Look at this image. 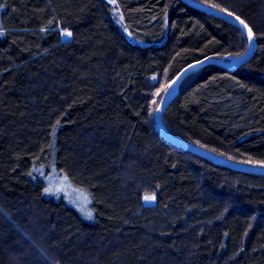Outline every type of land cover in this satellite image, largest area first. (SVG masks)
I'll use <instances>...</instances> for the list:
<instances>
[{
    "label": "trees",
    "instance_id": "1",
    "mask_svg": "<svg viewBox=\"0 0 264 264\" xmlns=\"http://www.w3.org/2000/svg\"><path fill=\"white\" fill-rule=\"evenodd\" d=\"M197 1L242 19L257 48L189 74L164 125L264 167V0ZM249 48L184 0H0V264H264V175L156 123L184 67ZM53 169L88 192L93 218L48 193Z\"/></svg>",
    "mask_w": 264,
    "mask_h": 264
},
{
    "label": "water",
    "instance_id": "2",
    "mask_svg": "<svg viewBox=\"0 0 264 264\" xmlns=\"http://www.w3.org/2000/svg\"><path fill=\"white\" fill-rule=\"evenodd\" d=\"M184 1H186L190 5L198 8L202 11H205L209 14L223 18V19L227 20L228 22H231V23L237 25L247 35V29H245L244 26L242 24H240V20H242V19L239 18V20H237L236 19L237 16L228 15V12L222 11V10L212 6V5L205 4V3H202V2L197 1V0H184ZM256 48H257V39L254 35V41L250 44L249 50L246 53H244L243 55L239 56L238 60L235 63H231L229 61H226L225 59H218V58L209 57V58H205L202 60L194 61V62L190 63L189 65H187L186 67H184L177 74V76H175V78L171 81V83L169 84L167 91L164 94L163 100L158 107L159 110L156 111V123H157L158 129L160 130L162 135L167 140L172 142L173 144H175V145H177V146H179V147H181V148H183L189 152H192V153L197 154L199 156L205 157V158H207L211 161H214L218 164L224 165V166L229 167V168H233L235 170L243 171V172L264 175V167L263 166L252 165V164L238 162V161L228 159L222 155H219V154L214 153L210 150H207L206 148H204L200 145L194 144L192 142L186 141L184 139H181V138L175 136L166 128V126L164 125V121H163L164 120V114H165L166 110L168 109V107L170 106L172 101L177 96V94L179 92L180 85L188 77L189 74H191L192 72L196 71L197 69H199L205 65H208V64H218V65H221L224 67H229V68L238 67L253 57V55L256 51ZM201 61H203V63H200ZM191 65H195V67H190ZM186 69H187V72H185Z\"/></svg>",
    "mask_w": 264,
    "mask_h": 264
},
{
    "label": "rangeland",
    "instance_id": "3",
    "mask_svg": "<svg viewBox=\"0 0 264 264\" xmlns=\"http://www.w3.org/2000/svg\"><path fill=\"white\" fill-rule=\"evenodd\" d=\"M113 3V0H110ZM62 36L64 39L70 38L69 36H65L64 33L70 32L68 29H62ZM238 60V57H231V60L229 62L235 63ZM164 97V96H163ZM163 97L161 99V102L163 100ZM167 128V127H166ZM53 174L49 177L50 182L46 179L47 182V191L50 194H54L57 196H64V198L71 203L73 206H75L86 218L91 219L93 218V210L91 208V197L83 189H80L78 187H75L71 181L68 179V177L65 174H60V172L57 169H53ZM152 197L154 196V200H145V197ZM157 202V195L154 193L145 194L143 196V203L145 205H155ZM87 211L90 212V216L87 215Z\"/></svg>",
    "mask_w": 264,
    "mask_h": 264
},
{
    "label": "snow or ice",
    "instance_id": "4",
    "mask_svg": "<svg viewBox=\"0 0 264 264\" xmlns=\"http://www.w3.org/2000/svg\"><path fill=\"white\" fill-rule=\"evenodd\" d=\"M228 15H232V13H228ZM237 20H239V17H236ZM240 24H242L244 26L245 29H247V37H248V41L251 44L254 41V33L252 32V29L248 27L247 24L244 23L243 20H240ZM65 36H71L72 34L70 32H66L64 33ZM200 63H203V61H201ZM190 67H195V65H191ZM185 72H187V69L185 70ZM165 91H167V89H165ZM155 103V101H154ZM159 110V109H157ZM155 197H145V200H154Z\"/></svg>",
    "mask_w": 264,
    "mask_h": 264
}]
</instances>
